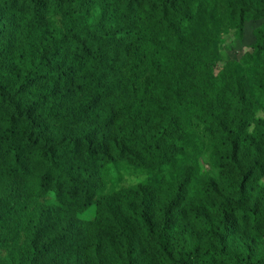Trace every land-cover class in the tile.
<instances>
[{
    "label": "trees",
    "instance_id": "16d2710c",
    "mask_svg": "<svg viewBox=\"0 0 264 264\" xmlns=\"http://www.w3.org/2000/svg\"><path fill=\"white\" fill-rule=\"evenodd\" d=\"M204 5L0 0V264H264V23L249 69L219 85L227 109L202 118L218 179L196 159L172 171L200 138L183 86L172 101L150 65ZM230 5L264 21V0ZM143 6L159 34L131 28ZM158 151L160 180L107 191L111 166L145 171Z\"/></svg>",
    "mask_w": 264,
    "mask_h": 264
},
{
    "label": "rangeland",
    "instance_id": "374dc122",
    "mask_svg": "<svg viewBox=\"0 0 264 264\" xmlns=\"http://www.w3.org/2000/svg\"><path fill=\"white\" fill-rule=\"evenodd\" d=\"M205 5L199 18L193 23L191 33H186L182 41L173 48L160 41V54L150 67L160 69V82L163 89L173 101L175 94L182 97L184 114L191 121L196 137L200 143L190 140L186 145V156L179 160L172 171L195 170L194 160L198 162L201 174L217 180L219 170L211 165L212 142L203 122L205 114L221 112L228 106L221 99L219 85L229 83L236 74L247 71L248 60L253 52L256 41V31L263 25V20H257L246 14L240 22L238 13L231 8L230 3H246L249 0H203ZM255 3L260 0H252ZM91 21V15L84 14L79 18L81 23ZM134 31L144 33L152 29L159 34L156 13L147 6L129 14L127 18ZM89 21V22H90ZM183 74V75H182ZM149 75V72H147ZM179 82V92L174 91ZM111 106V102L107 101ZM256 120H264V109H258ZM254 132V125L250 128ZM198 148L201 149L198 152ZM160 152L155 156L149 155L150 164L147 170L142 171L121 161L109 169L107 191H122L134 188L140 184L153 181L156 183L168 170L158 165ZM157 157V159H155ZM154 162V163H153ZM264 183V179L262 180ZM151 185V184H150ZM193 186L191 183L190 188ZM194 195L197 193L191 189ZM94 208L81 216L83 222L94 220Z\"/></svg>",
    "mask_w": 264,
    "mask_h": 264
}]
</instances>
